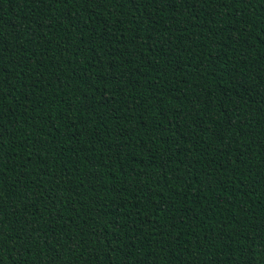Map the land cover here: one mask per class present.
<instances>
[{"label":"trees","instance_id":"obj_1","mask_svg":"<svg viewBox=\"0 0 264 264\" xmlns=\"http://www.w3.org/2000/svg\"><path fill=\"white\" fill-rule=\"evenodd\" d=\"M0 264H264V0H0Z\"/></svg>","mask_w":264,"mask_h":264}]
</instances>
